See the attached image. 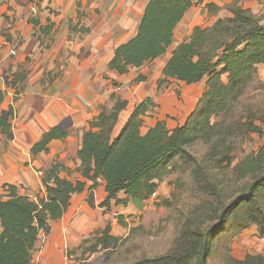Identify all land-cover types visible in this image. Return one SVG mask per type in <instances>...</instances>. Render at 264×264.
<instances>
[{"label":"trees","instance_id":"trees-1","mask_svg":"<svg viewBox=\"0 0 264 264\" xmlns=\"http://www.w3.org/2000/svg\"><path fill=\"white\" fill-rule=\"evenodd\" d=\"M203 1L149 0L137 34L116 47L109 68L128 75L165 54L188 10ZM239 2L232 0L223 7L207 4L210 15L221 9L231 15L207 27L195 26L190 40L180 43L164 65L161 83L175 81L183 88L199 85L206 78L204 92L185 122L169 128L165 120L153 117L158 105L147 97L136 104L115 135L129 102L118 98L113 111L102 110L88 121L83 134L77 170L91 183L72 184L62 179L59 172L66 168L54 162L43 172L45 198L35 200L18 194L13 185L5 186L0 194V264H33L40 233L51 221L62 219L73 195L83 193L87 186L95 190L105 185L108 196L101 207L109 208L113 200L127 206L133 199L149 200L172 167L187 176L191 203L174 216L175 229L167 247L159 253L150 252L141 236L143 228L137 227L128 240L138 231L140 237L130 248L139 242L143 250L126 259V245H119L123 237L112 235L109 225L96 245H115L121 250L111 249L105 264H208L221 237L233 240L255 228L256 235L264 238V82L259 74L264 65V23L261 15ZM53 28L49 21L40 30L50 33ZM18 79L23 80L17 76L7 85L15 94L19 93ZM136 80L145 81L146 77L139 74ZM6 96L0 88V104ZM12 115V106L7 116L0 114V132L11 133ZM214 117L221 118L213 121ZM148 121L152 122L147 125ZM253 133L262 138L257 149ZM67 135L60 128H51L31 147L32 155L48 152L52 140ZM197 142L207 146L200 157L190 150ZM186 185V180L179 178L180 195ZM121 192L125 197H119ZM93 201L88 197L92 207ZM116 218L118 224L127 226L122 215ZM225 264H264V254L247 252L243 258L229 254Z\"/></svg>","mask_w":264,"mask_h":264},{"label":"crops","instance_id":"crops-1","mask_svg":"<svg viewBox=\"0 0 264 264\" xmlns=\"http://www.w3.org/2000/svg\"><path fill=\"white\" fill-rule=\"evenodd\" d=\"M231 1L204 0L199 6L191 7L176 29L167 52L141 70L122 76L109 68V58L116 47L137 34L149 0H1L0 88L6 91V99H11L0 104V114L4 115L12 106L13 115L11 133L0 132V194L4 193L6 185H13L20 195L45 198L43 172L54 162L66 168L59 172L62 179L72 184L77 181L91 183L77 170L88 121L104 109L111 113L118 98L128 100V107L115 127L117 135L136 105L130 101L132 92L126 90L128 85L135 82L139 74L151 83L163 77L164 65L172 51L190 40L195 26L207 27L231 15L226 9L210 15L207 4L223 7ZM239 4L261 15L264 23V0H240ZM204 18L210 22L203 23ZM49 21L54 23L52 31L41 32V26ZM260 73L264 75V65L259 67ZM17 76L23 78L17 81L19 93H9L7 85ZM261 79L264 81L262 76ZM136 82L138 84L132 88L139 90V101L149 97L153 103L164 104L166 100L162 97L167 93L153 97V88L150 92L142 88L144 81ZM189 89H193L196 96L204 90L198 85ZM54 127L68 135L52 140L48 152L33 156L31 147ZM159 189L149 200L133 199L127 206L113 200L109 208L101 207L106 197L94 199L91 211L78 208L61 229L51 221L47 230L39 235L32 263L105 264L108 250L114 246L96 245L102 232L111 225V234L120 236L124 228L116 231L123 226L116 225V217L122 215V220L129 223L136 216L140 220V214L149 210ZM95 190L100 193L101 187ZM119 197H125V193H119ZM2 229L0 221V231ZM243 243L249 253L264 254V238L251 234Z\"/></svg>","mask_w":264,"mask_h":264},{"label":"rangeland","instance_id":"rangeland-1","mask_svg":"<svg viewBox=\"0 0 264 264\" xmlns=\"http://www.w3.org/2000/svg\"><path fill=\"white\" fill-rule=\"evenodd\" d=\"M197 6H199V5H197ZM205 20H206V18L203 19V21H204L203 23L208 24L210 22L209 19H207L208 21H205ZM260 75L264 79V75L261 73H260ZM162 78H160L157 81L152 80V83H151V80L150 81H144L145 83L142 84V88L144 87L145 90H149V91L153 88L154 89L152 92L153 97H155L156 94H160L162 92L164 94L167 93V95L162 97L165 100H169L171 98V96H174L176 94L178 99L183 101V105L186 106L187 103L191 102V103H193L192 107H194V105L196 106L197 100L202 96V94L204 92V90H202L200 96H196L194 94L193 89L191 90L188 88L184 92L183 90L185 88L184 87L180 88L179 85L177 84V82H175V81H173V82L169 81V83H166V82L161 83L160 80ZM224 78H226V76H224ZM205 80H206V78L198 85V88L205 89ZM134 84H138L136 82V80H135V82L130 83L126 90L129 92H132L131 100H130L131 103L138 104L140 102L139 101L140 100V98H139L140 93H139V90L137 91L135 88L134 89L132 88V85H134ZM184 93H185V95H183ZM168 96H169V98L167 99ZM183 96H184V99H182ZM191 97H192V100L190 101ZM193 97H196L197 99L193 100ZM164 102H166V101H164ZM159 106H160L159 112L161 113V105H159ZM178 109H180V108H178ZM104 111H105V109H104ZM191 111H192L191 106H186L184 108V110L182 109V113H181V115H179L178 123L184 122L187 114ZM162 115H164L163 111H162ZM220 118L214 117L213 121H219ZM176 119H177V117H176ZM170 127H171V129H173L175 126L170 125ZM252 136L254 138L255 148L257 149L258 146L262 142V138L257 133H253ZM190 150L196 156L200 157V156H203L204 153L207 151V146H206V144H204L202 142H197L194 146L190 147ZM236 163H237V157L235 156L234 164H236ZM179 178H184L186 180V183H187L186 188H185V192L182 195H180V193H179V190L182 187L179 189L177 186V182H178ZM183 185L184 184H182L180 186H183ZM159 188H160L159 189L160 191L158 192L156 197H153L152 202L149 206V210H146V212H144L143 214H140V216H141L140 220L136 216L135 219L131 223L125 222L127 224V226H122L120 228L119 227L116 228V231L120 230L122 228H127V231L124 234H122V235L120 234V236L123 237V239L119 242V245L120 244H122L123 246L126 245L123 248V249H125V248L127 249L126 259H131L133 254L140 253L141 250H143V249H141L142 245H140L139 242H138L139 245L135 244L132 248H130L131 242L133 240L138 239V237H140L139 236L140 232L138 231L132 240L131 239L128 240V237L131 235V231L133 229H135L137 227H142L143 231H142L141 236L143 238V241L145 240L144 241L145 245L150 250V252L159 253L167 247L170 239L173 237V232L175 229L174 228V221H173V218H175L174 216L178 215V210H185L188 207V205L191 203V198L189 195L190 183L187 179V176L178 172L175 169V167H172L171 170H169V172L164 176V178L160 182ZM35 200H38V198H36ZM120 232H121V230H120ZM250 236H251V234H249L247 237H250ZM236 239H238V237L233 239V240L230 237L219 238L217 240L216 246L213 249L211 256L209 257L208 264H225L226 263V257L229 254H233V255L239 256V257H241L243 253L246 254L248 252V249L246 246H244V243H243L245 238L241 241V243H239V246L234 247L233 243ZM116 247L117 246H115V249H116ZM123 249H122V251H123ZM110 250H108L109 253L112 252V251L110 252ZM120 250H121V248H119V249L117 248L116 250H113V251H120ZM109 256H110V254H109ZM113 262H118V259L113 260Z\"/></svg>","mask_w":264,"mask_h":264},{"label":"water","instance_id":"water-1","mask_svg":"<svg viewBox=\"0 0 264 264\" xmlns=\"http://www.w3.org/2000/svg\"><path fill=\"white\" fill-rule=\"evenodd\" d=\"M197 84H194L192 85V87H196ZM7 91L9 93H13L14 91L10 88H7ZM199 92H200V89L197 90V95H199ZM10 97H8L6 100L7 101H10ZM198 101V100H197ZM195 108V106H194ZM194 108L192 109V111L194 110ZM191 111V112H192ZM189 112L184 120V122L187 120L188 116L190 115ZM4 115L7 116V112L5 111L4 112ZM89 196H92L93 199H100L102 197H107L108 194L107 192L105 191V185H103L101 187V192L100 193H97V194H90V188L89 186L86 187L85 191L83 193H80L78 194L75 198H72L71 199V206L69 207V209L67 210V212L65 213L64 217L58 221H54V224L58 225V227L61 229L63 228L64 226L67 225V223L69 222V220L71 219V217L75 214V212L77 211L78 208H80L81 210L83 211H86V212H89L93 209V207L90 206L87 198ZM77 201V203L75 204V202ZM116 225L119 226V224L117 223V221H115ZM127 231V228H124L120 234H124L125 232ZM257 233V229L255 228H252V229H248V230H245L239 237L238 239H236L233 243L234 247L236 246H239V243H241V241L246 238L249 234H256ZM114 248H115V245H113ZM244 254H242L241 257L239 256H235L236 258H243L244 257Z\"/></svg>","mask_w":264,"mask_h":264},{"label":"built area","instance_id":"built-area-1","mask_svg":"<svg viewBox=\"0 0 264 264\" xmlns=\"http://www.w3.org/2000/svg\"><path fill=\"white\" fill-rule=\"evenodd\" d=\"M189 87L188 86L184 87L185 89L183 91L185 92L186 89H188ZM183 95H185V93ZM168 98L169 96L167 97V99ZM182 99H184V96L182 97ZM194 99L195 98L193 97V100ZM191 100H192V97L190 98V101ZM159 105H161V113L159 112V107H160ZM159 105L155 108V110L151 114L156 119L165 120L167 122L168 127L171 128L170 125H173L175 127L178 125L179 115H181L182 109L184 110L186 106H192V103L191 102L187 103L186 106L183 105V101L178 99L177 95L175 94L174 96H171L169 100H166L164 104L161 102ZM162 111L164 112V115H162ZM96 193H97V190L92 191V194L95 195ZM153 195H156V193H154Z\"/></svg>","mask_w":264,"mask_h":264}]
</instances>
